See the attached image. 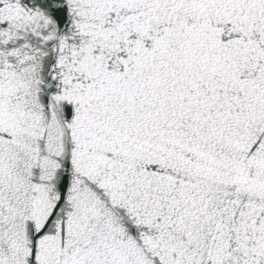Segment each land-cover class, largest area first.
<instances>
[{"label": "snow or ice", "instance_id": "snow-or-ice-1", "mask_svg": "<svg viewBox=\"0 0 264 264\" xmlns=\"http://www.w3.org/2000/svg\"><path fill=\"white\" fill-rule=\"evenodd\" d=\"M0 264H264V0H0Z\"/></svg>", "mask_w": 264, "mask_h": 264}]
</instances>
